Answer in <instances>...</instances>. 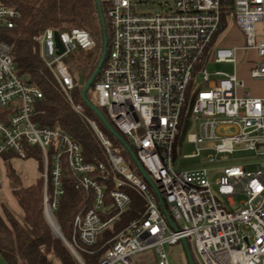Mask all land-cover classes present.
<instances>
[{"label": "built area", "instance_id": "2783aa9c", "mask_svg": "<svg viewBox=\"0 0 264 264\" xmlns=\"http://www.w3.org/2000/svg\"><path fill=\"white\" fill-rule=\"evenodd\" d=\"M102 3L112 40L94 88L96 100L136 147L138 160L156 182L159 195L129 167L96 121L86 116L84 106L74 102L75 81L65 57L78 47L94 48L95 41L85 28L58 31L64 46L61 54L56 30L47 28L38 37L40 55L74 109L95 130L107 163L86 161L81 145L61 126L42 127L34 120V103L43 91L18 73L12 46L2 39L0 108L12 107L13 112L7 119L0 118V156L28 158L33 156L28 147L41 149L45 215L57 225L55 211L65 192L64 170L72 173L75 187L84 190L87 198L75 215L72 241L65 238L64 242L81 264L86 263L80 252H91L88 247L131 204L128 188L145 199L146 209L111 239L112 246L95 264H136L138 255L152 249L158 264H171L166 246L183 238L197 264H264V165H226L218 169L214 181L206 166H174L178 134L189 111L199 131L188 134L195 149L185 157L198 158L206 152L207 161L215 163L228 161L238 150L264 156V96L241 94L245 82L237 73H210L207 68L211 61L237 62L236 47L214 46L223 27L222 0ZM230 12L245 36V48L255 49L260 57L250 75L264 80V0H233ZM20 16L18 10L0 2V28H13ZM258 21L263 23L259 40ZM108 183L113 184L109 194L115 213L105 217L110 213ZM159 196L178 230L169 224ZM238 196L243 199L236 202Z\"/></svg>", "mask_w": 264, "mask_h": 264}, {"label": "trees", "instance_id": "16d2710c", "mask_svg": "<svg viewBox=\"0 0 264 264\" xmlns=\"http://www.w3.org/2000/svg\"><path fill=\"white\" fill-rule=\"evenodd\" d=\"M0 2L15 8L21 14L13 28H0V39L11 44V54L18 73L25 81L35 84L43 91V97L36 99L34 103V120L42 127L61 126L81 145L86 161L107 163L106 151L101 140L86 117L79 114L65 96L60 83L41 58L38 41V37L47 28L61 31L78 27L89 31L95 41L94 48L84 50L78 47L65 57L75 81L74 102L84 106L86 116L96 121L100 129L120 149L129 167L143 177L136 161L124 144L105 127L102 120L82 98L84 84L80 83V77H83L85 83L92 77L103 53L104 32L101 16L106 19L107 37L109 45L111 44L112 32L106 5L102 3L100 9L97 0H0ZM232 3L233 0H222L224 19L220 32L226 28V15L231 11ZM100 78L101 72L95 78L86 96L97 105L136 153V147L129 137L118 129L107 109L100 106L94 97V88ZM11 112H13L12 107L0 108V118L7 119V115ZM28 148L29 155L39 160V169H41V149L35 146ZM4 155L15 156L14 154ZM64 176L65 192L60 198L55 216L65 238L72 241L74 218L86 202L87 194L84 190H78L75 187L73 175L69 170H64ZM112 185L108 183L106 191V205L110 207V213L105 217L115 213L109 194ZM128 191L132 200L126 211L103 231L102 238L98 239L96 244L88 247L91 252H80L86 264L99 262L112 246L111 239L145 211L147 206L145 199L131 188H128ZM13 194L24 216L21 220L9 207L3 205V212L0 211V260L6 264H81L69 246L54 234L46 219L43 178L38 176L30 185L15 182Z\"/></svg>", "mask_w": 264, "mask_h": 264}, {"label": "rangeland", "instance_id": "374dc122", "mask_svg": "<svg viewBox=\"0 0 264 264\" xmlns=\"http://www.w3.org/2000/svg\"><path fill=\"white\" fill-rule=\"evenodd\" d=\"M256 34L257 40L262 37L263 34V23L258 21L256 23ZM233 42L243 45L245 48V36L244 34L235 28L234 22L230 21L227 30L225 31V36L223 42ZM241 57L243 59L255 58V52L252 49H242ZM207 68L210 73L215 70H233L234 66L232 64H215L210 62L207 64ZM94 97L97 99L96 93ZM199 125L195 120L191 111L188 112L183 124L180 127L178 134V139L176 143V153L174 156V166L177 169L183 168H193L206 166L210 172V178L212 181L218 176V169L224 168L226 165L231 164H241V165H264V156L256 155L254 151L251 150H238L234 154L230 155L228 161L209 163L205 157L206 152L198 158H188L185 157L186 154H190L195 149L193 143L188 142V134L191 132H198ZM11 171H13V176H11ZM39 176L38 160L34 156H29L28 158H21L19 156L7 157L5 155L0 156V211L3 212V205L9 207L21 220L23 219V211L19 206L14 194L13 187L15 182L22 185H29L31 181L35 180ZM216 191V186L214 187ZM243 199V196L235 197V201L238 202ZM223 203L226 204L224 198L221 199ZM237 208V206H233ZM101 234L98 239L102 238ZM166 251L169 256L171 264H188L186 252L182 242L176 244H170L166 246ZM136 264H158L155 259V250H148L144 253L138 255L135 260ZM0 264H6L4 261L0 260Z\"/></svg>", "mask_w": 264, "mask_h": 264}, {"label": "water", "instance_id": "95a60500", "mask_svg": "<svg viewBox=\"0 0 264 264\" xmlns=\"http://www.w3.org/2000/svg\"><path fill=\"white\" fill-rule=\"evenodd\" d=\"M97 3H98L99 8L101 9V0H97ZM101 22H102V27H103V32H104V47H103V53H102L101 59L99 61V64H98V66H97L94 74L92 75V77L86 83L84 82L83 77H80V83L84 84L83 91H82V98H83L84 102L88 105V107L92 111H94L95 114L102 120V122L105 125V127L119 141H121L124 144V146L127 149V151L131 154L132 158L136 161L137 166H138L140 172L142 173L143 177L148 181V183L151 185V187L154 189V191L159 195L156 182L152 179V177L145 170V168L143 167V165L141 164V162L138 160V157H137L136 153L133 151L132 147L127 142L124 141V139L122 138V136L112 126V124L110 123V121H108V119L105 117V115L102 113V111L97 107V105L94 104L92 101H90L87 98V96H86V93L91 88L92 84L94 83L95 78L101 72V70H102V68L104 66L105 60H106L107 52H108L109 42H108V37H107L106 19H105L104 16H101ZM55 39H56V45L59 48L58 53L61 54L64 51V46H63V44H62V42L60 40L58 31L55 32ZM159 198H160V204H161L162 210H163V212H164V214H165V216H166L169 224L171 225V227L174 230H178V226L176 225V223L172 219L171 213L168 210V208L166 207L164 200L160 196H159ZM46 219H47L49 225L51 226L54 234L56 236L60 237L63 241H65V237H64V235H63V233L61 231L60 225H57L58 231H55L54 228H53V226H52V224L50 223V221L48 220L47 217H46ZM181 242H182V244L184 246V249H185V252H186L188 264H196L188 240L186 238H183V239H181Z\"/></svg>", "mask_w": 264, "mask_h": 264}, {"label": "crops", "instance_id": "0c3cea01", "mask_svg": "<svg viewBox=\"0 0 264 264\" xmlns=\"http://www.w3.org/2000/svg\"><path fill=\"white\" fill-rule=\"evenodd\" d=\"M230 21L234 22L235 28L240 30L238 28V26L235 24L234 17L232 15V13L230 12L226 16V28L217 35V37L215 39L214 46L215 47L216 46L236 47L237 48V50H236L237 62H236V64L229 63V62L228 63L227 62L216 63L214 61H211V62H214L215 64H232L234 66L233 70H231V71H228V70L227 71L223 70V71H226L229 73H237V75L245 82V86L243 88L239 89V92L241 94H243L244 92H250V94L254 95V96H264V80L253 79L250 75V70H251L252 66L260 58L257 51L253 48H247V49H252L255 52V58L243 59L241 57V54H240L241 50L245 49L243 47V45H241L239 43H233L231 41L223 42V38L225 36V31L227 30ZM218 70H222V69H218ZM215 71H217V70H215ZM35 181H36V179L31 181V183H29V185L34 183Z\"/></svg>", "mask_w": 264, "mask_h": 264}, {"label": "bare ground", "instance_id": "6f19581e", "mask_svg": "<svg viewBox=\"0 0 264 264\" xmlns=\"http://www.w3.org/2000/svg\"><path fill=\"white\" fill-rule=\"evenodd\" d=\"M51 224H52L54 230H55V231H58L57 224H56V222H55V220H54L53 218L51 219Z\"/></svg>", "mask_w": 264, "mask_h": 264}]
</instances>
